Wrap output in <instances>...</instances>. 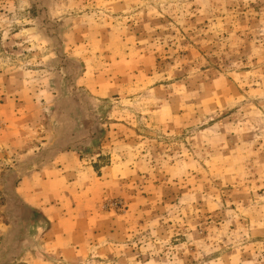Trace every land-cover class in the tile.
<instances>
[{
  "label": "rangeland",
  "instance_id": "374dc122",
  "mask_svg": "<svg viewBox=\"0 0 264 264\" xmlns=\"http://www.w3.org/2000/svg\"><path fill=\"white\" fill-rule=\"evenodd\" d=\"M0 264H264V0H0Z\"/></svg>",
  "mask_w": 264,
  "mask_h": 264
},
{
  "label": "trees",
  "instance_id": "16d2710c",
  "mask_svg": "<svg viewBox=\"0 0 264 264\" xmlns=\"http://www.w3.org/2000/svg\"><path fill=\"white\" fill-rule=\"evenodd\" d=\"M95 145H98V138H95V136H93L91 138L90 145H88L84 149H82L81 152L90 154L93 151L92 146H95ZM83 153H80V157L81 158L83 157ZM98 161L99 162L107 161V159L102 157V156H99L98 157ZM98 166H100V165L99 164H95L94 168L96 170H98V168H99ZM23 212L24 213H23V215L21 217L23 224H26V223H28V221H33L35 219L39 220L38 218L40 216H41V220L40 221H42L45 224L49 223L48 220L44 216H42V214L39 211L33 210L32 208H29L28 206L23 208Z\"/></svg>",
  "mask_w": 264,
  "mask_h": 264
}]
</instances>
